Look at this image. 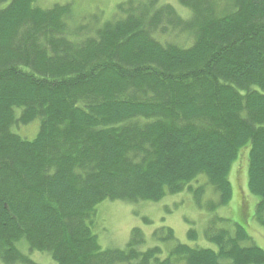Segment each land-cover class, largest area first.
I'll list each match as a JSON object with an SVG mask.
<instances>
[{
    "label": "trees",
    "instance_id": "16d2710c",
    "mask_svg": "<svg viewBox=\"0 0 264 264\" xmlns=\"http://www.w3.org/2000/svg\"><path fill=\"white\" fill-rule=\"evenodd\" d=\"M177 1L188 15L126 0L94 27L69 3L0 0V264H42L33 252L56 264H264L241 224L210 219L215 247L163 225L152 243L134 227L124 248H103L93 231L105 200L189 191L198 208L226 206L246 143L264 226V0ZM209 186L217 199L204 204Z\"/></svg>",
    "mask_w": 264,
    "mask_h": 264
},
{
    "label": "rangeland",
    "instance_id": "374dc122",
    "mask_svg": "<svg viewBox=\"0 0 264 264\" xmlns=\"http://www.w3.org/2000/svg\"><path fill=\"white\" fill-rule=\"evenodd\" d=\"M126 0H37L41 7L48 8L56 3L71 4L77 21L91 22L96 27L102 22L113 17L117 5ZM172 3L183 15H188L189 10L179 4L177 0H163ZM168 39H176V34L171 33ZM189 45V44H188ZM39 120L33 124L19 128L22 137L33 139L39 130ZM250 143L243 145L237 158L234 160L230 170V181L232 184V198L226 206H220L216 210L198 208L193 194L184 191L178 194H169L157 202L141 201L139 203H128L121 200H105L97 207V224L93 227L94 233L99 237L103 248H124L130 239L131 230L140 227L147 234L152 243L151 233L163 226L171 227L179 242L192 244L187 233L189 229H195L201 237L200 243L215 247L204 237L207 222L212 219L217 222V228H229L235 230L241 224L246 230L247 241L245 244H255L264 249V226L254 218L259 198L252 194L248 188V164ZM202 184L205 180L201 179ZM215 195V197H214ZM212 195V187H208L203 196V203L215 201L217 195ZM143 217L150 220L146 224ZM205 239V241H203ZM32 257L42 264H56L49 256L32 253Z\"/></svg>",
    "mask_w": 264,
    "mask_h": 264
}]
</instances>
